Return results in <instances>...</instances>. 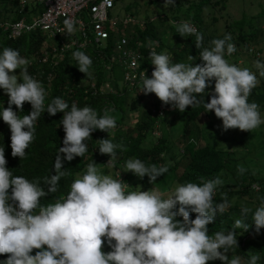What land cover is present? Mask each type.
I'll use <instances>...</instances> for the list:
<instances>
[{
  "label": "clouds",
  "instance_id": "obj_1",
  "mask_svg": "<svg viewBox=\"0 0 264 264\" xmlns=\"http://www.w3.org/2000/svg\"><path fill=\"white\" fill-rule=\"evenodd\" d=\"M174 5L175 0H165V9ZM64 25L67 34L75 31L71 18L65 19ZM177 32L182 37L195 36V47L202 49L203 63H172L166 52L150 51L149 59L155 67L151 78L147 74L141 76L139 92L154 93L164 105L180 112L203 103L205 112H214L222 120L225 132H252L264 124L259 105L249 102L252 90L259 84L256 72L225 59L226 54L230 56L237 50L231 34L213 39L209 48L203 47V34L191 23L181 22ZM73 58L79 71L89 74L92 59L82 51H75ZM28 64L19 50L5 47L0 52V89L9 97L8 107L0 111V117L10 128L12 157H26L42 113H63L65 136L63 147L55 156V174L45 176L43 184L39 178L30 181L13 175L7 167L5 147H0V255H7L0 264H209L215 260L243 264L238 255L229 259V252L239 247L235 230H249L246 220L236 219L227 233L209 234L208 226L229 207L226 194L223 202H214L217 188L224 184L219 176L201 178V184H179L164 198L154 188L126 191L128 184L102 174L93 161L71 183L66 197L42 204V198L56 193L61 178L68 175L65 160L84 157L88 151L86 141L92 133L98 129L111 135L117 122L108 109L100 115L90 106L81 108L73 102L69 110V104L61 97L53 98L45 107L47 91L41 81L29 74ZM254 66L264 77V63L256 60ZM17 69L21 70L19 75ZM213 80L214 93L210 102H205L200 97ZM26 102L32 110L21 117L19 113ZM99 142L100 154L111 157L109 166L117 158V149L125 150L123 144L113 143L110 138ZM125 169L141 179L147 176L151 184L169 171L166 165H146L139 158L128 159ZM245 171L238 166L239 175ZM192 212L196 213L195 219L191 218ZM250 212L259 233L264 229V198L254 212L242 206V216ZM105 243L111 251H103ZM33 250H37L34 255ZM259 260V255L249 251L246 264H258Z\"/></svg>",
  "mask_w": 264,
  "mask_h": 264
},
{
  "label": "trees",
  "instance_id": "obj_2",
  "mask_svg": "<svg viewBox=\"0 0 264 264\" xmlns=\"http://www.w3.org/2000/svg\"><path fill=\"white\" fill-rule=\"evenodd\" d=\"M209 0H200L197 6L194 8V19L188 18V21H192L199 31L198 27L203 23L200 17L201 9L204 4ZM40 8L34 9L37 12ZM21 17L17 14L16 18ZM168 17H161L155 21V19L144 18L142 19V25L136 23H129L122 27V32L130 38V42L135 44L138 41L141 42V51L144 54V64L150 65L149 52L152 48L156 53H167L172 63H186V64H201L200 51L202 49H196L195 36L183 37L181 39L176 38L174 32L175 25L170 24L168 27L164 26ZM264 23V8H262L256 14H250L243 16L241 19L236 20L237 32L236 36H232V41H235L237 47H243V51L247 52V48L250 45L256 43L257 35L262 30L260 24ZM178 24V23H177ZM4 33L5 38L0 41V52L5 47H11L19 50L21 54V47L23 42L30 36L33 40L30 42L28 48L25 50L24 55L30 56L37 51L42 42L43 36L38 33L23 35L17 39H10L6 33L0 29V34ZM168 34H172L173 42H168ZM229 31L224 32L223 35L215 36H203V47H211V41L215 38H223ZM110 40L106 41L105 47L89 48L86 53L92 59V65L89 68V74H85L79 71L78 63L73 58V52L71 55H67L56 66H50L47 63L42 64H30L27 65L28 72L34 78L41 81L44 88L47 91L45 99V107L55 97L63 98L69 104V110L71 104L75 102L78 107L90 106L98 111L100 115H103L104 110L108 109L109 114L116 118L117 127L111 131L113 133L108 135L107 132L96 130L92 133V138L86 141L88 145V151L84 157H76L71 162L65 160L64 168L67 169L68 175L62 177L59 182L58 191L56 193H50L47 197L42 198V204L54 203L56 200L66 197L70 191L71 183L82 176L86 171V166L95 161L98 167L105 166L107 160L111 159L110 155L100 154L99 145L100 139L110 138L113 143L123 144L125 150L117 149V158L113 160V168L121 169L126 164V161L130 158H139L146 165L156 164L157 166L166 165L169 171L157 178L154 183L167 179L170 175L175 176L172 180L175 186L179 184H185L187 182H194L201 184L203 180L214 179L219 176L221 179L226 175V170L233 174L235 163L230 164L229 159H226L221 150L216 145L209 143L191 147L190 138L187 140V131L189 130L190 123L203 112L204 106L201 103L198 107L192 108L189 106L184 112V127L182 134L185 135L186 143L182 146V151L173 148L170 140L164 135H157L156 141H153L152 133L157 132V121L161 120L163 116L153 115L151 108L154 105L163 104L159 99L148 103L149 105L144 107L141 112V116L136 120L130 121L129 127L125 128L127 122V107H132V111H136V102L143 97L140 96L138 90L133 91L136 98H133L128 103L127 90L129 89L123 79L121 68L117 63L110 60L111 43ZM237 40V41H236ZM231 41V42H232ZM101 51V54L99 53ZM22 55V54H21ZM193 56L192 60H189V56ZM227 55V54H226ZM226 59V57H225ZM259 79V84L252 90L249 97V102L253 99L264 100V82L263 77L259 76V72L254 71ZM50 74L51 78L47 75ZM92 83L94 86H92ZM130 90V89H129ZM205 93H209L206 91ZM139 97V98H138ZM144 98V97H143ZM8 95L3 89H0V111L3 108L8 107ZM148 102V101H147ZM210 102V101H205ZM130 104V106H128ZM142 105L144 103L142 101ZM168 106V105H167ZM13 109L18 111L13 105ZM31 104L25 103L23 112L19 113L23 115L31 112ZM165 112V110H164ZM63 113H57L55 116H50L47 112L42 113L36 122L35 140L27 150V155L21 160L19 157H12L11 155V132L9 126L0 117V147H5V156L8 161L7 167L12 171L13 175L24 176L30 181H34L39 178L41 184H43V178L45 176H51L55 174L54 163L55 156L59 147H63V138L65 136L61 119ZM133 117V116H132ZM63 155V154H62ZM187 157L184 167L180 173H176L178 159ZM238 168V165L235 167ZM100 169V168H99ZM122 170V169H121ZM126 171V170H124ZM121 172V171H120ZM174 172L175 175L172 173ZM238 174V173H237ZM132 180L129 181V178ZM237 181L233 183H227L224 181L222 186H219L214 197L215 203L223 202L224 195L229 201V207L225 209L222 214H217L215 221L210 224L209 234H214L217 231H224L227 233L232 230V226L236 219H244L246 223L250 225L248 231L243 229H236L237 240L239 247L230 250L229 259L233 255L242 257L243 264H246L249 258V251L252 254L260 256L258 264H264V229H261L259 233L255 231V224L252 221V212L247 216H242V208L233 197L238 195H247L252 198L254 187L258 186V192L254 196L257 200V205L251 207L254 212L260 205L261 198H264V175L258 176L245 172L243 175L234 176ZM124 183L128 184L126 191H142L150 190L154 188V185L149 182V178L145 176L143 179L134 175L132 172H124V176L120 178ZM153 185V186H152ZM47 188V185H44ZM179 205H177L178 210ZM191 218L195 219L196 213H190ZM181 219L182 217H177ZM37 250H33V255ZM103 251H111V248L105 243ZM7 255H0V261L6 260ZM209 264H223L220 260L209 262Z\"/></svg>",
  "mask_w": 264,
  "mask_h": 264
},
{
  "label": "rangeland",
  "instance_id": "obj_3",
  "mask_svg": "<svg viewBox=\"0 0 264 264\" xmlns=\"http://www.w3.org/2000/svg\"><path fill=\"white\" fill-rule=\"evenodd\" d=\"M115 6L110 14L126 17L132 16L136 19L142 21L144 18H151L158 20L161 17H168L165 21L164 26L168 27L170 24H174L176 27L174 32L176 33V38L179 40L183 38L177 32V27L181 22L188 21L186 17H192L194 19V8L198 5L200 0H175V5L170 6L165 9V0H114ZM20 7V0H0V15L3 16L6 11H9L4 17L0 19H10L16 18L17 14L22 15L15 8ZM40 5L37 4L36 0H26L24 8L26 11L32 10L25 13V17H30L34 13V8H39ZM262 8H264V0H209L206 4L202 6L200 17L203 23L198 27L199 32L203 36H221L224 32L229 31V34L236 36L237 24L236 20L241 19L243 16H248L250 14L258 13ZM3 14V15H2ZM195 20V19H194ZM157 22V21H156ZM177 22L178 24H176ZM193 23V22H192ZM262 30L258 33L256 43L253 47L261 53V56L257 57L255 54H250L243 51V47H237L235 41H232L236 45V52L232 55H226V59L229 63L238 65L241 68H248L253 72L256 71L254 63L256 60H260L264 63V23L260 24ZM5 38L4 33L0 34V41ZM168 42H173L172 34H168ZM33 37H28L21 47V56H25L24 52L28 48ZM237 41V40H236ZM31 56V55H30ZM30 57L29 59H31ZM20 69L16 70V74L19 75ZM258 71V70H257ZM259 72V71H258ZM264 82V77H263ZM215 80L211 81L210 87L206 90L209 93H204L200 99L205 101H210L211 95L214 93ZM133 91L127 90L128 103L133 98H136ZM152 94H150V97ZM154 99L156 101V95L153 93ZM143 96V95H140ZM144 97V98H143ZM138 102H136V111H132V107H127V122L125 128L129 125L130 121L136 120V116L139 118L144 107L148 106L151 101L148 97L143 96ZM139 98V97H138ZM158 99V98H157ZM142 101L144 106L142 105ZM148 101V102H147ZM150 101V102H149ZM251 102H255L259 105V111L262 118H264V100L253 99ZM164 105V104H163ZM130 106V104H128ZM165 112L163 118L157 121V133L151 134L153 141H156V136L164 135L166 136L173 145L175 150L182 151V146H185L186 139L185 135L182 134L184 127V115L178 109L173 110L171 105H164ZM133 116V117H132ZM129 127V126H128ZM113 131H111V134ZM109 135V133H108ZM187 140L190 138V148L197 147L206 143L211 145H216L218 149L221 150V154L229 159L230 164L232 162L235 165L233 174L226 170V175L222 178L223 181L227 183H233L238 180L234 176L238 175L237 165L242 166L246 169L245 172L251 173L253 175L262 176L264 175V124H262L257 129L250 131H241L239 129H229L228 131L223 130L222 120L215 116L214 112H201L198 117L192 123H190L189 130L187 131ZM111 136V135H110ZM154 141V142H155ZM110 160V159H109ZM106 161L105 166L98 167L104 175H111L114 179H120L126 173L125 165L123 168H113V165L109 166ZM187 157L178 159L176 173H180L184 167ZM113 164V161H112ZM121 171V172H120ZM173 175L174 172L172 173ZM175 176L170 175L167 179L154 183V189L163 194L164 198H168L175 189V184L172 181ZM132 177L129 178V181ZM152 185V186H153ZM258 186L252 193V198L247 195H236L233 200L239 203V206L251 208L257 205L256 197L254 196L258 192ZM213 262V261H209Z\"/></svg>",
  "mask_w": 264,
  "mask_h": 264
},
{
  "label": "built area",
  "instance_id": "obj_4",
  "mask_svg": "<svg viewBox=\"0 0 264 264\" xmlns=\"http://www.w3.org/2000/svg\"><path fill=\"white\" fill-rule=\"evenodd\" d=\"M36 2L40 9L30 17H25V13L32 10L26 11L24 8L26 0H20L18 12L22 13L21 17L0 19V29L10 39L34 33L43 36L40 48L27 58L28 65L41 66L47 63L56 66L74 51L86 52L91 47H105L106 41L111 39L112 49L109 58L121 68L127 87L130 90H138L139 95L154 102L153 94L151 98L150 94L145 95L139 90L141 76L147 74L151 78L155 66L144 64L145 56L141 51V42L131 43L130 38L122 32L123 26L129 23L142 25V21L128 15L122 17L110 14L115 6L114 0H36ZM68 18L74 21L75 31L72 34H67L65 30L64 20ZM189 23L197 29L194 23ZM153 50L152 48L151 51ZM99 53L101 54V51ZM247 53L261 56L253 45L247 48ZM30 57L32 58L29 59ZM47 77L51 78V75L48 74ZM164 110L163 104H153L151 108L153 115L158 117L164 115ZM253 187L255 188V185Z\"/></svg>",
  "mask_w": 264,
  "mask_h": 264
},
{
  "label": "crops",
  "instance_id": "obj_5",
  "mask_svg": "<svg viewBox=\"0 0 264 264\" xmlns=\"http://www.w3.org/2000/svg\"><path fill=\"white\" fill-rule=\"evenodd\" d=\"M15 9L18 10V8H15ZM8 12H9V11H6L5 14H7ZM5 14H4V15H5ZM2 15H3V14H2ZM4 15H3V16L0 15V17H4Z\"/></svg>",
  "mask_w": 264,
  "mask_h": 264
}]
</instances>
